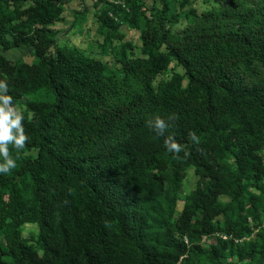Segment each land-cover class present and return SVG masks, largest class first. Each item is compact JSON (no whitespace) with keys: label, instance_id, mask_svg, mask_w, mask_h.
Instances as JSON below:
<instances>
[{"label":"trees","instance_id":"obj_1","mask_svg":"<svg viewBox=\"0 0 264 264\" xmlns=\"http://www.w3.org/2000/svg\"><path fill=\"white\" fill-rule=\"evenodd\" d=\"M62 1L0 0V80L14 106L23 95H48L28 104L34 114L23 113L25 146L35 155L15 156L18 174L0 173V264H264V229L243 240L249 219L257 228L264 209V6L237 0L232 12L206 16L237 26L203 24L181 38L170 33L165 10L152 16L143 46L168 48L153 52L132 86L100 59L56 44L49 25ZM24 45L34 47L37 63L7 57ZM171 58L184 74L154 85ZM157 115L176 117L168 132L186 146L178 156L146 126ZM190 169L204 183L174 219ZM199 215L200 233H223L206 247L194 243ZM26 223L39 227L37 247L22 236Z\"/></svg>","mask_w":264,"mask_h":264},{"label":"rangeland","instance_id":"obj_2","mask_svg":"<svg viewBox=\"0 0 264 264\" xmlns=\"http://www.w3.org/2000/svg\"><path fill=\"white\" fill-rule=\"evenodd\" d=\"M235 1L237 0H168V5L164 7L161 0H63L60 18L49 25L52 29L50 35L52 38L54 37L59 46H66L75 53L83 54L86 57L100 59L105 64L108 74L135 86L139 85L144 62L152 56L153 52H166L168 48L167 43L158 45L154 49L144 48L141 35L148 19L165 10L166 26L175 38H181L187 36L189 32L203 27V24L209 27L216 25L237 26L236 21L229 19L219 21L214 17H206L213 13L219 14L220 11L232 12L230 8H236ZM255 2L258 6H264V0H256ZM28 5V1L23 2V7ZM6 6L7 4L3 5L4 8ZM9 10H13V7H10ZM21 27L23 28V26ZM31 29V26L25 28L26 31H31ZM6 55L13 62L23 61L29 64L38 62L34 47L29 45L13 48ZM174 73L184 74V69L174 58H171V61L153 81L154 85L162 84L170 79ZM259 79L264 80V72L259 76ZM47 98L46 92L41 90V93H37L35 97L23 95L15 106L22 113L32 115L34 112L28 104L32 100L44 101ZM110 101V105L115 106L120 103V98H111ZM262 133L264 134V126ZM9 151L14 159L15 156L30 157L35 155V151L27 149L26 146L18 152L12 145H9ZM260 154L264 161V135L260 140ZM0 160L2 161V159ZM18 164L19 161H16L17 166L14 168L16 174L19 170ZM224 164L231 173L237 169L234 157L230 152L227 153ZM22 179L23 176H16V181L20 184ZM203 183L204 180L196 175L192 169L188 170L182 182L181 196L177 201L174 219L181 215L185 197ZM250 190L262 194L260 189L253 186L250 187ZM2 191L5 192L4 187ZM228 200L227 196L220 198L222 204L227 203ZM201 220L200 215L195 217L194 227L198 228L199 232L194 238V243L206 247L217 241V238L223 236V233L221 231H215L211 234L200 233ZM216 220H220L222 223V217H217ZM10 221L9 217L6 218L4 225ZM213 223L216 224V221ZM2 227L4 228V226ZM263 229L264 209L262 210L260 225L257 228H255L252 219H249L248 225L244 228L243 240L255 239L258 231L263 234ZM21 230L23 238L29 244L37 247L38 225L26 223ZM199 255L200 253L196 252L195 256ZM231 260L228 259L224 263L230 264Z\"/></svg>","mask_w":264,"mask_h":264},{"label":"clouds","instance_id":"obj_3","mask_svg":"<svg viewBox=\"0 0 264 264\" xmlns=\"http://www.w3.org/2000/svg\"><path fill=\"white\" fill-rule=\"evenodd\" d=\"M176 117L169 116L167 121L159 115L146 120V126L154 130L157 135L164 137L165 148L178 156L181 151L185 150V145H181L175 139L173 133L168 129L173 126L169 121L174 123ZM24 116L13 104V98L8 94V84L6 80H0V173H10L16 168V160L11 156L9 145H12L18 152L24 149L28 136L23 126ZM168 133L167 135H165ZM188 139L194 143H199V138L195 132H189ZM187 155V153H186Z\"/></svg>","mask_w":264,"mask_h":264},{"label":"built area","instance_id":"obj_4","mask_svg":"<svg viewBox=\"0 0 264 264\" xmlns=\"http://www.w3.org/2000/svg\"><path fill=\"white\" fill-rule=\"evenodd\" d=\"M225 237V236H224Z\"/></svg>","mask_w":264,"mask_h":264}]
</instances>
